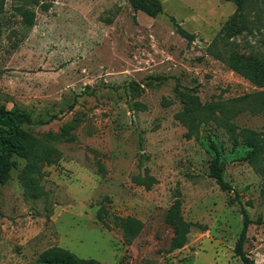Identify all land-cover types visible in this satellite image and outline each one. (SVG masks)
<instances>
[{
	"label": "rangeland",
	"instance_id": "374dc122",
	"mask_svg": "<svg viewBox=\"0 0 264 264\" xmlns=\"http://www.w3.org/2000/svg\"><path fill=\"white\" fill-rule=\"evenodd\" d=\"M160 2L150 16L129 0H0V108L28 112L36 136L65 123L74 136L52 141L60 155L42 167L38 197L18 179L20 158L0 185V264H38L52 245L105 264H243L234 252L241 207L244 249L264 264V177L244 160L249 148L232 147L211 119L188 135L175 117L177 91L201 103L264 92L226 63L233 52L247 62L264 55V0L246 3V26L235 19L230 37L222 29L239 13L233 0ZM233 122L264 132V111ZM215 154L231 190L208 175ZM150 176V187L137 182ZM176 197L191 227L170 250L164 216ZM100 202L143 222L129 244L97 220Z\"/></svg>",
	"mask_w": 264,
	"mask_h": 264
},
{
	"label": "trees",
	"instance_id": "16d2710c",
	"mask_svg": "<svg viewBox=\"0 0 264 264\" xmlns=\"http://www.w3.org/2000/svg\"><path fill=\"white\" fill-rule=\"evenodd\" d=\"M233 1L239 13L224 24L222 32L227 37L234 34L231 24L235 19L239 25L246 26L243 10L250 0ZM129 2L133 8L150 16L162 12L160 0H129ZM177 29L184 37L191 36L183 28L177 26ZM226 63L233 71L247 78L255 86H264V55L247 62L233 52L226 58ZM177 94L182 107L175 113V117L186 126L189 131L188 135L196 131L201 122L213 120L229 134L232 147L244 144L249 148L243 157L244 160L264 177V132L239 127L233 122V118L246 109L254 113L264 111L263 91L204 103L199 101L196 94L186 91H177ZM30 123V114L25 110L0 108V185L9 180L10 172L18 167L17 158H20L23 159L24 163L18 169V179L27 193L33 197H38L42 194V187L39 184L42 167L54 163L60 155V151L52 144V141L60 136H65L64 139L70 141L74 139V136L69 134L70 123L63 124L58 133H45L43 136H36L24 126V124L29 125ZM208 175L214 178L221 190L232 189L222 176V166L217 154L209 163ZM137 182L150 187L153 183V177H137ZM240 213L242 215V227L235 241L234 252L243 264H254L253 259L248 256L244 249L246 228L250 219L244 207L240 208ZM96 218L106 228H109L110 225L119 228L123 241L128 244L137 236L143 226V222L136 217L118 216L110 213L103 202L99 203ZM164 221L173 230L169 249L174 250L182 247L187 241L191 223L184 219L181 212V200L178 197L167 208ZM36 261L38 264H105L93 258L79 257L68 249L57 245L42 250Z\"/></svg>",
	"mask_w": 264,
	"mask_h": 264
}]
</instances>
